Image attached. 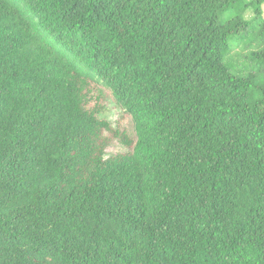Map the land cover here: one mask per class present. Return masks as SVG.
Instances as JSON below:
<instances>
[{
	"label": "trees",
	"instance_id": "trees-1",
	"mask_svg": "<svg viewBox=\"0 0 264 264\" xmlns=\"http://www.w3.org/2000/svg\"><path fill=\"white\" fill-rule=\"evenodd\" d=\"M0 264H264V0H0Z\"/></svg>",
	"mask_w": 264,
	"mask_h": 264
},
{
	"label": "rangeland",
	"instance_id": "rangeland-1",
	"mask_svg": "<svg viewBox=\"0 0 264 264\" xmlns=\"http://www.w3.org/2000/svg\"><path fill=\"white\" fill-rule=\"evenodd\" d=\"M109 110L106 113V118L111 121L114 129L119 128L122 131L127 130L129 137H135V124L133 123L130 115L123 116V112L115 107L113 104L108 106ZM123 116V118H122ZM122 118V119H121ZM109 135H112L109 133ZM130 151L125 144L121 143L118 138L111 137L109 139L108 146L106 148V157H110L117 154H123Z\"/></svg>",
	"mask_w": 264,
	"mask_h": 264
}]
</instances>
